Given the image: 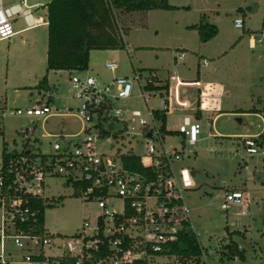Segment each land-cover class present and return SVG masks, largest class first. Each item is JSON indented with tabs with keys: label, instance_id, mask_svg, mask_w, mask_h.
Wrapping results in <instances>:
<instances>
[{
	"label": "rangeland",
	"instance_id": "374dc122",
	"mask_svg": "<svg viewBox=\"0 0 264 264\" xmlns=\"http://www.w3.org/2000/svg\"><path fill=\"white\" fill-rule=\"evenodd\" d=\"M49 1L43 0V3ZM169 3L179 8L116 12L118 28L121 31L126 28L129 32L124 39L133 52L129 54L125 48L91 50L89 68L71 75H92L100 84H106L112 83L114 78L145 74L152 66L161 68L166 77L169 76L171 86L166 118L168 129H178L185 116L196 121L194 111L200 83L217 87L214 95L223 111L214 120L213 128L211 120L204 116L196 121L200 132L194 145H183L180 135L168 134L164 136V148L182 151V158L171 163V168L186 190L184 200L190 208L191 223L198 239L206 252L212 251L202 261L205 264H264V155H247L242 141L244 136L232 135L264 133V0H169ZM239 7L246 11L244 28L233 25L235 16L241 15L237 13ZM203 15L218 27L217 35L206 43L200 42L196 30L187 28L199 22ZM12 25L15 30L16 24ZM45 30L40 26L28 34L15 35V42L0 40V123L3 129L0 132V160L3 151L20 150L26 138L30 142L34 138L40 139V149L49 153L52 149L44 137L46 133L79 131L80 122L75 117L51 116L44 122L42 117L25 115V109L39 96L35 85L46 74L48 83L56 89L52 92L53 107L63 110L78 104L68 71L46 70ZM30 33H38L34 36L37 52L33 60L28 57L31 52L27 35ZM181 52H184V58L175 61L174 57ZM155 53L159 54L158 59ZM199 54L209 58H201ZM107 62H116L117 67L109 69ZM204 62L206 66H203ZM197 69L201 70L199 81L194 80ZM143 82V79L137 81L134 78L132 95L114 102L116 108L124 111L120 119L127 121L125 137L105 136L96 145L99 152L112 154L115 150H130L144 156L145 140L131 112L139 109L147 115L148 108H162L163 104L159 92L145 103L142 96L148 91L142 89ZM206 89L200 92L204 98ZM110 91L114 95V85ZM207 105L205 101L200 104L203 109ZM115 124L116 130L123 128L120 120ZM25 129L29 132L24 136L21 132ZM257 139L258 143L262 141L261 148L264 149V135ZM156 145L160 147L159 143ZM46 181L48 185L42 196L56 200L44 210L45 229L59 233L64 244L79 241L80 237L75 234L82 231L84 220L93 222L101 209L94 200L86 202L83 194L64 184V177L56 176ZM233 187L244 192L243 203L224 210L220 207L222 196L225 190ZM114 205L116 209L121 206L119 201ZM230 240L237 243L243 258H231L220 252ZM8 251L16 260L24 253L10 239L6 240V257ZM47 252L53 251L47 249Z\"/></svg>",
	"mask_w": 264,
	"mask_h": 264
},
{
	"label": "built area",
	"instance_id": "2783aa9c",
	"mask_svg": "<svg viewBox=\"0 0 264 264\" xmlns=\"http://www.w3.org/2000/svg\"><path fill=\"white\" fill-rule=\"evenodd\" d=\"M17 13L18 11L14 14ZM233 25L244 28L243 17H235ZM119 32L123 35L120 29ZM16 33L10 14L0 0V40H11ZM125 49L127 53H132L128 44ZM183 57L184 52H181L177 58ZM203 64L206 65L205 62ZM106 67L113 69L117 64L107 62ZM68 73L69 81L76 90L74 97L78 99L77 106L60 110L51 105V91L37 89L39 96L31 107L25 109V115L42 117L44 122L51 116L75 117L80 122L79 131L73 134L62 131L46 133L44 137L48 139L52 149L49 153L40 149L42 141L38 138L31 142L26 138L21 149H15V155L11 154L14 149L2 153L0 264H64L69 260L71 264L178 263V255L171 252V247L182 239L184 232L197 234L191 223L190 208L184 200L186 190L171 168V163L182 158V151L164 148V136L167 134L162 132L159 115L169 105V95L164 90L144 88L147 82L158 78L156 71L139 73L131 78H114L112 83L106 84H100L92 75L81 77ZM134 78L144 81L141 87L148 91L142 96L145 103H148L151 95L159 92L163 104L162 108H148L147 115H143L139 109L131 112V116L136 117L140 134L145 140L144 156L130 150H115L112 154L99 152L96 145L105 136L114 137L113 134L116 133L114 138L125 137L127 121L120 119L124 111L116 108L114 102L132 95ZM111 85L115 86L114 95L110 94ZM116 120L123 122L122 129L116 130ZM110 123L114 124L112 130H109ZM177 131L181 134L183 145L190 146L196 143L200 132L196 123L187 117L183 118ZM28 132L29 129H25L21 134L25 136ZM257 137V134L243 137L247 155H264ZM127 154L137 156L141 165L150 169L153 175L146 176L127 168L123 163V156ZM56 176L64 177V184L71 185L74 191L83 194L86 202L94 200L101 209L93 222L84 220L82 231L75 234L80 237L79 241H67L64 244L59 233L46 230L44 225L42 233L33 230L36 229L34 222L39 213V209L33 204L34 200L39 197L49 198L42 196L48 185L46 180ZM243 197L242 190L227 189L220 207L228 210L232 206H239L243 203ZM115 201L120 202L119 209L115 208ZM54 203L50 199L48 204ZM7 239L24 251L19 255L20 259L16 260L10 251L6 257ZM198 243L201 259L212 252H206L199 239ZM47 249L53 252L48 253Z\"/></svg>",
	"mask_w": 264,
	"mask_h": 264
},
{
	"label": "trees",
	"instance_id": "16d2710c",
	"mask_svg": "<svg viewBox=\"0 0 264 264\" xmlns=\"http://www.w3.org/2000/svg\"><path fill=\"white\" fill-rule=\"evenodd\" d=\"M43 6L46 8L47 18V72L50 70L84 71L88 68L91 50L124 49L126 45L124 35L127 34V30L125 28L122 31L123 35L119 32L115 18L116 12L179 8L171 5L169 0H50ZM244 10L240 7L237 9L238 12ZM187 28L197 31L200 42H207L218 33V27L209 22L204 15L199 22L188 25ZM263 28L264 24L262 25ZM153 70L147 69V71ZM151 81L144 85L146 90H164L169 95L170 87L167 82L161 84L158 78H153ZM35 88L51 92L56 90L48 83L47 74L39 80ZM168 111L167 106L159 115L162 132L164 134H178L179 131L168 130L165 127ZM0 131L2 133L3 129ZM113 135L114 137L117 136L116 133ZM263 135L264 133L258 135L257 138ZM259 144H262V141H259ZM11 154H16L15 149ZM123 163L127 168L142 172L146 176L153 175L150 169L141 165L139 158L135 155H124ZM50 199L54 202L56 200L55 197ZM50 199L39 197L34 200L33 204L39 209L37 220L34 222L36 229L33 228L36 233L43 232V209L49 206ZM24 227L27 228V226ZM197 238L195 233L186 231L182 239L173 244L171 252L177 254L179 260L175 264H205L201 259V249ZM220 252L229 255L231 258L235 256L244 257L237 243L232 240L225 243ZM71 263L69 260L68 262L65 261L64 264Z\"/></svg>",
	"mask_w": 264,
	"mask_h": 264
},
{
	"label": "crops",
	"instance_id": "0c3cea01",
	"mask_svg": "<svg viewBox=\"0 0 264 264\" xmlns=\"http://www.w3.org/2000/svg\"><path fill=\"white\" fill-rule=\"evenodd\" d=\"M1 1L3 4V7L7 10L8 14H10L12 24H16L15 31H17V33L15 35L23 34V33L28 34V32H32L33 29L38 28L40 26H43L46 29L45 30V39L47 41V23H46L47 18H45L46 17V8L43 6L45 4V3H43V0H1ZM240 8H242V7H240ZM17 11H18V13L14 14ZM237 13H240L241 14L240 16H242V17L244 16V18L246 17V11L245 10L241 11V12L237 11ZM44 15H45V17H44ZM127 34L129 36L128 31H127ZM36 35H38V33H35V34L30 33L29 35H27V37L29 38L28 45L30 46L29 48H30V52H31L28 56L29 60H33L35 57V53L37 52V44H36L37 40H36V37H34ZM41 35L43 37V30H41ZM125 41H126V44H128L126 39H125ZM10 42H15V40H13V38H12ZM202 43H206V42H202ZM128 46H129V44H128ZM141 47L146 48V49H152V50L154 49V47H152V46H141ZM181 50L186 51L188 49L181 48ZM132 52H133V49H132ZM140 52L141 51H137V53H140ZM160 52H162V51H160ZM224 53L225 52H223L222 54H224ZM199 55L201 56V58H209V57L202 55V54H199ZM155 56L158 59L159 54L155 53ZM46 58H47V49H46ZM174 58L176 61L177 57H174ZM210 59H213V58H210ZM203 66H206V65H203ZM88 68H89V65H88ZM142 68H147V67H142ZM149 69H154L156 71L157 77H158L159 82L161 84L164 82H167L169 84L170 92H171V86H170V83H169L168 78H167L169 76L166 77L165 73L162 72L163 70L159 67L152 66ZM73 72L74 71H72V73ZM200 79H201V70L197 69L196 78L194 80L199 81ZM39 80H38V82H39ZM205 86H206V88H209V89H206ZM216 88H214V87H212L206 83H204V84L200 83V87L198 88L197 98H196V102H195L196 103V110L194 111V116L196 118V121L202 120L204 116H207V118L209 120H211V128H213L212 125H213L214 120L223 111L222 109L219 108V104H218L217 100L215 99L214 94H215ZM205 89H206L205 93H207L206 98L202 97V95L200 94V92L205 90ZM170 92H169V103H170V97H171ZM204 101L208 104L205 109H203L200 106V104ZM206 110L211 112V113L210 114H208V113L204 114L203 112ZM211 115H212V118L209 117ZM185 117L189 118L191 120V122H195L197 124L195 119H193L192 117H190V116H185ZM166 118H167V115H166ZM165 127H166V125H165ZM197 127H198V125H197ZM166 129H168V128L166 127ZM168 130H176L177 131V129H168ZM251 134L256 135L257 133L241 132V133H233L232 135L245 136V135H251ZM176 135L181 136V134H179V133ZM231 189H237V188L233 187Z\"/></svg>",
	"mask_w": 264,
	"mask_h": 264
},
{
	"label": "water",
	"instance_id": "95a60500",
	"mask_svg": "<svg viewBox=\"0 0 264 264\" xmlns=\"http://www.w3.org/2000/svg\"><path fill=\"white\" fill-rule=\"evenodd\" d=\"M114 128V124L113 123H110L109 124V130H112Z\"/></svg>",
	"mask_w": 264,
	"mask_h": 264
}]
</instances>
